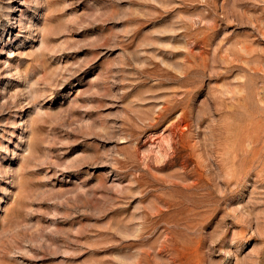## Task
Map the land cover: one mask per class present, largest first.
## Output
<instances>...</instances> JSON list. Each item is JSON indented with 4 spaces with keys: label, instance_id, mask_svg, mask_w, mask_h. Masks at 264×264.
I'll list each match as a JSON object with an SVG mask.
<instances>
[{
    "label": "rangeland",
    "instance_id": "374dc122",
    "mask_svg": "<svg viewBox=\"0 0 264 264\" xmlns=\"http://www.w3.org/2000/svg\"><path fill=\"white\" fill-rule=\"evenodd\" d=\"M0 264H264V0H0Z\"/></svg>",
    "mask_w": 264,
    "mask_h": 264
}]
</instances>
